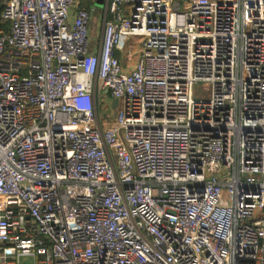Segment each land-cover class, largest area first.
<instances>
[{
	"label": "built area",
	"instance_id": "obj_1",
	"mask_svg": "<svg viewBox=\"0 0 264 264\" xmlns=\"http://www.w3.org/2000/svg\"><path fill=\"white\" fill-rule=\"evenodd\" d=\"M95 2L3 0L0 264H264V0Z\"/></svg>",
	"mask_w": 264,
	"mask_h": 264
},
{
	"label": "crops",
	"instance_id": "obj_2",
	"mask_svg": "<svg viewBox=\"0 0 264 264\" xmlns=\"http://www.w3.org/2000/svg\"><path fill=\"white\" fill-rule=\"evenodd\" d=\"M99 18H100V14L98 12L97 16L93 18L92 20V23H91V33L93 34V36L95 37V40L96 39H100V35H101V27H100V21H99Z\"/></svg>",
	"mask_w": 264,
	"mask_h": 264
},
{
	"label": "rangeland",
	"instance_id": "obj_3",
	"mask_svg": "<svg viewBox=\"0 0 264 264\" xmlns=\"http://www.w3.org/2000/svg\"><path fill=\"white\" fill-rule=\"evenodd\" d=\"M99 2H102V0H100ZM96 5V4H95ZM98 6V8L96 9L95 11V17L97 16L99 10H102L103 11V8L101 7V5H96ZM1 30V29H0ZM101 31V30H100ZM101 36V35H100ZM197 94L198 95H201L202 92H203V89H202V85L201 84H198L197 85ZM21 264H33V259L31 257H23L21 259Z\"/></svg>",
	"mask_w": 264,
	"mask_h": 264
},
{
	"label": "trees",
	"instance_id": "obj_4",
	"mask_svg": "<svg viewBox=\"0 0 264 264\" xmlns=\"http://www.w3.org/2000/svg\"><path fill=\"white\" fill-rule=\"evenodd\" d=\"M93 2V0H83V3L82 5L85 6V7H88L89 5H91ZM3 8H4V3H3V0H0V29H6V23H4L2 21V17H1V14H2V11H3Z\"/></svg>",
	"mask_w": 264,
	"mask_h": 264
},
{
	"label": "water",
	"instance_id": "obj_5",
	"mask_svg": "<svg viewBox=\"0 0 264 264\" xmlns=\"http://www.w3.org/2000/svg\"><path fill=\"white\" fill-rule=\"evenodd\" d=\"M100 0H96L95 4L96 5H102V2H99ZM114 105H117V101H114Z\"/></svg>",
	"mask_w": 264,
	"mask_h": 264
}]
</instances>
